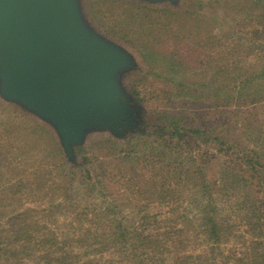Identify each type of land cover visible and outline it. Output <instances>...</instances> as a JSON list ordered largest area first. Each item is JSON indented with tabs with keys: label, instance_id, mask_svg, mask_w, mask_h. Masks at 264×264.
I'll list each match as a JSON object with an SVG mask.
<instances>
[{
	"label": "rangeland",
	"instance_id": "obj_1",
	"mask_svg": "<svg viewBox=\"0 0 264 264\" xmlns=\"http://www.w3.org/2000/svg\"><path fill=\"white\" fill-rule=\"evenodd\" d=\"M66 1L107 55L87 107L110 109L64 133L55 114L6 88L0 55V264H260L263 195L237 170L246 177L241 156L264 152V91L260 102L247 95L264 78L221 95L223 106L212 88L264 66V0ZM191 127L237 147L190 138ZM207 183L215 241L200 225Z\"/></svg>",
	"mask_w": 264,
	"mask_h": 264
},
{
	"label": "water",
	"instance_id": "obj_2",
	"mask_svg": "<svg viewBox=\"0 0 264 264\" xmlns=\"http://www.w3.org/2000/svg\"><path fill=\"white\" fill-rule=\"evenodd\" d=\"M90 36L81 33L66 0H0L6 88L55 114L67 134L84 118L110 109L87 107L99 91L97 73L107 58Z\"/></svg>",
	"mask_w": 264,
	"mask_h": 264
},
{
	"label": "trees",
	"instance_id": "obj_3",
	"mask_svg": "<svg viewBox=\"0 0 264 264\" xmlns=\"http://www.w3.org/2000/svg\"><path fill=\"white\" fill-rule=\"evenodd\" d=\"M228 66L229 65H227L226 67H228ZM258 78H264V66L261 68L260 72H257L249 80H246V81L241 80V81L237 82L235 85H233V87H230V88L224 87L221 84V82H218V84H216V86H213L212 91L214 92V94L217 95L216 97L220 98L221 105L223 106L224 105L223 104L224 98L228 97L229 94L232 95L235 92L234 91L235 89H238V92L237 91L236 92L238 94H240V96H242L241 95L242 90L249 87V86H247L248 82L250 83L252 81V83H254L257 80V82L262 83L263 81L262 82L259 81ZM214 83H217V82H215V81L210 82L209 81V82H205V84L192 82L191 84H188V88L191 89V88H194L195 86H199V85H202V86L205 85V87L208 88L209 86L211 87V85H213ZM263 91H264V87L260 86L259 88H255L253 94L250 93L247 95L251 98V101L260 102V101H262V99H261V97H259L260 95H258V94L260 92H263ZM221 95H223L224 98L221 97ZM171 130H172L171 134L174 135L177 139H179L178 142H183L184 136H183V132H181L182 128L173 122ZM189 130L191 131L190 138L201 139L203 137L204 143L206 141H210V140L219 141L222 145H225L227 148H229L228 151H231V152H232V150H234L237 147V145L235 143L231 142V140H227V138L223 135L218 136L215 134L212 136V133L210 131L211 129L208 127H206V128L191 127V129L189 128ZM189 139L186 140L188 143L191 141V139L190 140ZM170 144H171V141H170ZM170 144H169V146H170ZM251 152L253 154L245 153L241 156V157H244L243 158L244 163H245L244 171H246V172L249 171L248 175H246V177H245L244 176L245 173L243 171H239V169L237 170L239 172V174H237V175H238V178H239V176H241V179H240L241 182H243L244 184H249L250 188H253L255 194L258 193V194L263 195L262 201L264 204V152H257L255 150H252ZM230 155H233V154H228V152H226L225 157L230 158ZM238 159H240V158H236L235 161ZM210 182H208V183H210ZM208 183H207V185L205 184L200 189V191L202 192L201 197L207 198L206 202H204V200L201 198V204H199L200 211L203 213L200 217V222H201L200 225L204 228V231H205L204 235L209 240L215 241L221 237L222 231H221L220 224L218 223L215 216L213 215L214 214L213 212H215V210H214V204L212 202H213V200L215 201L216 199L214 198V196H212L213 190H212V188H210L208 186ZM210 189H211V191H209ZM263 210H264V208H263ZM116 225H117V228H119V231L117 233L119 241H122V242L129 241V239H131V234H129V232H127L123 228V224L121 223V219L119 221L116 220ZM137 235H138V237L142 243H144L146 238L150 239V235H148V234L144 235V234H141L139 232V233H137ZM152 239H153L154 244L160 243L159 237L157 235L152 236ZM185 257H186V255H185ZM256 257L257 258L259 257L261 259L260 264H264V252L257 253ZM174 259L175 260L178 259V256H175ZM240 260H242V259H240ZM142 262H144V261H142ZM143 264H145V263H143ZM153 264H165V262L163 260H161V261H156Z\"/></svg>",
	"mask_w": 264,
	"mask_h": 264
}]
</instances>
